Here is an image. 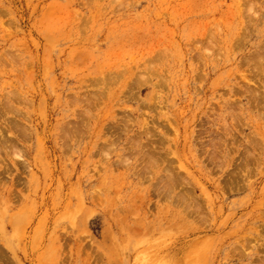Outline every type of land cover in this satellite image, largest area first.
I'll use <instances>...</instances> for the list:
<instances>
[{
  "label": "rangeland",
  "instance_id": "374dc122",
  "mask_svg": "<svg viewBox=\"0 0 264 264\" xmlns=\"http://www.w3.org/2000/svg\"><path fill=\"white\" fill-rule=\"evenodd\" d=\"M0 264H264V0H0Z\"/></svg>",
  "mask_w": 264,
  "mask_h": 264
}]
</instances>
